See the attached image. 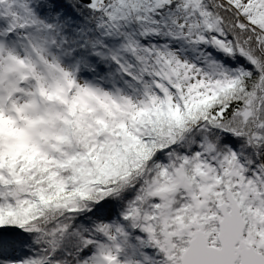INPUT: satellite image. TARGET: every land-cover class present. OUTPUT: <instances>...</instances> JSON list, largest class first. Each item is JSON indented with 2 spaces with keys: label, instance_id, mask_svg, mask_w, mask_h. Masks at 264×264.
I'll use <instances>...</instances> for the list:
<instances>
[{
  "label": "snow or ice",
  "instance_id": "obj_1",
  "mask_svg": "<svg viewBox=\"0 0 264 264\" xmlns=\"http://www.w3.org/2000/svg\"><path fill=\"white\" fill-rule=\"evenodd\" d=\"M0 264H264V0H0Z\"/></svg>",
  "mask_w": 264,
  "mask_h": 264
}]
</instances>
